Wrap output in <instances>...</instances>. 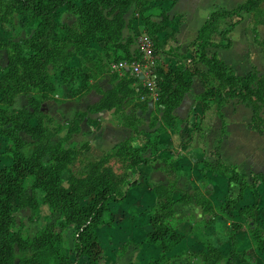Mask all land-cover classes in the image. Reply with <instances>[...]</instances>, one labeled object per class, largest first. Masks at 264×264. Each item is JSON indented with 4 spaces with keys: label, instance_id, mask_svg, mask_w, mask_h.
<instances>
[{
    "label": "trees",
    "instance_id": "1",
    "mask_svg": "<svg viewBox=\"0 0 264 264\" xmlns=\"http://www.w3.org/2000/svg\"><path fill=\"white\" fill-rule=\"evenodd\" d=\"M152 1L157 0H0V8L6 9V13L26 15L30 21L37 22L35 33L28 39L26 48L17 44L12 47L10 43L0 44V51L5 50L8 56L7 62L0 64V143L6 140L4 155L9 160L3 164L0 158V264H80L83 256H87V264H104L105 248L101 244L100 230L106 224L113 225L106 214L111 211L114 216L112 220L117 223L125 218L123 209L117 207L115 212L111 210L112 203L117 202L119 206L123 204L131 189L139 183L138 179L115 173L106 163L112 158L128 160L132 171L136 173L141 166L149 164L161 153L158 136L152 135L139 147L133 146L131 139L126 140L94 163L89 175L70 173L65 181L64 172L78 159L82 149H88V141L79 147L77 144L72 145L73 142L70 145L68 143L82 131V122L89 113L80 110L71 123H65L58 113L53 112L50 122L57 126L51 130L34 122L30 109L42 108L43 103L50 99L59 102L55 98L58 84H69L73 77L79 79L78 91L82 95L91 79H99L111 72V63L132 62L139 55L132 47L138 36H124L127 26L125 15L133 5L134 14H140L146 25L156 26L147 29L156 46L162 27H158L152 16H149ZM263 2L248 0L235 11H225L224 14H239L246 10L258 17L264 13L261 8ZM62 9H68L76 15L72 24H60L56 20L57 13ZM169 9L163 10L165 18ZM219 15L222 14L213 13L201 31V58L207 55V48L212 45L210 37L217 31L216 20ZM70 47L73 51L65 53ZM25 49L27 53H24ZM81 51H86L87 62L82 66L71 64L69 59ZM211 58L216 72L226 69L216 56ZM157 72L158 105L163 109L165 118H172L196 76L204 80L206 87L199 97L204 112L216 98L221 100L220 89L209 85L207 75L194 64H182L165 70L158 63ZM132 82V79H122L114 88L102 91L103 97L93 107V111L115 109L118 116L123 115L126 127L139 131L137 117L125 114L124 109V104L130 103L136 93L131 89ZM93 86L98 88V82L90 88ZM20 101L23 102L22 106H18ZM66 127L65 136L53 143L52 136L62 133ZM36 129L48 133L45 143L35 142L37 137H34L33 131ZM30 179L32 188L43 192L42 202L34 193L26 191ZM229 179L231 182L239 180L243 188L248 185L237 172L231 171ZM175 185L171 181L168 187L155 189L157 205L143 227L144 239L134 245L137 249L144 244L154 245L161 248V255L136 264H172L171 253L185 237L175 223V206L184 200L174 197ZM241 197L240 193L236 198H228L224 203V211H233ZM42 203L48 205L52 219L31 237L30 225L23 221L18 224L15 213L19 208H29V222L32 223ZM248 207L256 208L251 205ZM69 228L73 231L70 242L65 245L64 233ZM239 229L238 223L231 225L227 256L209 244L205 256L215 254L216 262L224 259L226 264H235V256L239 254L237 249L241 245ZM131 245L127 243L121 249L126 250ZM257 245L263 251L264 239L257 241Z\"/></svg>",
    "mask_w": 264,
    "mask_h": 264
},
{
    "label": "crops",
    "instance_id": "2",
    "mask_svg": "<svg viewBox=\"0 0 264 264\" xmlns=\"http://www.w3.org/2000/svg\"><path fill=\"white\" fill-rule=\"evenodd\" d=\"M247 1L157 0L149 5V16L162 27L156 42L160 66L169 70L182 64H194L207 75L209 85L220 89L221 100L216 98L207 111L204 112L199 98L206 91L200 76L194 78L191 89L169 119L164 117L158 100L150 95L142 98L144 92H139L142 83L130 69L109 72L106 81L99 80L92 97L82 104L66 103L60 111L58 103L54 102V112L71 123L80 110L93 112V107L103 97L102 91L111 88L112 76L118 82L134 79L130 86L139 95L135 93L131 97L132 104H128L130 107L127 105L124 109L125 114L132 116L130 108L137 107L139 116L146 118L145 125L140 121L138 139L134 138L132 127L113 123L123 122V115L118 116L113 109L99 113L98 117L87 115L82 122V137L77 142L86 139L91 152L102 158L126 140L131 139V144L139 147L152 135L158 136L161 153L136 173H130V179H138L139 183L131 189L123 205V211L129 210V215H125L126 223L106 224L100 230L101 244L107 251L104 264H136L160 257L161 248L144 244L137 249L134 245L145 237L142 225L157 205L155 189L168 187L171 181L176 183L174 197L184 198L175 206V223L185 236L171 253L172 264H197L199 259L200 264H225L224 259L216 262L215 254L205 255L209 251L208 244L223 256L228 255L233 223L240 225L241 241L235 264H264V250L257 245V241L264 239V13L258 17L246 10L224 14L235 11ZM156 6L160 12L152 15L151 8ZM166 8L170 9L165 18L163 10ZM261 8L264 10V2ZM134 9L133 6L125 15V37L140 36L147 33L148 28H156L146 25L140 14H134ZM215 12L222 15L217 17V31L210 37L212 45L201 58L199 37ZM212 56L226 69L216 72ZM90 119L94 122L90 123ZM103 122H107L106 125H102ZM231 171L239 173L248 185L243 188L239 180L231 182ZM240 193L242 197L235 209L225 212V201ZM250 205L256 208H249ZM106 237L113 240L106 242ZM127 243L132 245L122 250ZM87 261L84 259L80 264Z\"/></svg>",
    "mask_w": 264,
    "mask_h": 264
},
{
    "label": "rangeland",
    "instance_id": "3",
    "mask_svg": "<svg viewBox=\"0 0 264 264\" xmlns=\"http://www.w3.org/2000/svg\"><path fill=\"white\" fill-rule=\"evenodd\" d=\"M153 2V1H152ZM135 6V5H133ZM1 9V8H0ZM109 10V8L106 10V12ZM132 10V8L130 9ZM7 10L6 9H1L0 10V44H5V43H10L11 47L13 45H22V47L26 48L27 47V41L28 39H30L33 34L35 33V30L37 28V22L36 21H30V19H28V17L26 15H20L17 13H6ZM153 14L160 12V8L159 6H156L154 8H151L150 11ZM6 13V14H4ZM76 15H74V13L68 9H62L60 10L57 15H56V20L60 23H68V24H72L75 20H76ZM125 31V30H124ZM126 35V34H125ZM97 39V38H96ZM16 47V46H15ZM12 51V48H11ZM27 49L24 50V53L26 52ZM73 50L70 48L65 50L66 52H72ZM63 53V54H65ZM86 51H81V52H76L70 59L69 62L73 65H78V66H82L85 64L86 61ZM62 54V55H63ZM7 52L5 50H1L0 51V64H5L7 62ZM64 58V57H63ZM62 62V61H61ZM112 64V63H111ZM109 74V73H107ZM107 74L102 75L99 79L94 78L91 79L89 81V87H87L84 91H82V95L79 93L78 91V87L80 84L79 79H75L76 77L72 78L71 83L69 84H58V91H57V95H56V99H58L59 102L55 101L54 99H50L48 101H45L42 105V108H31L30 110L33 113V118L32 120L36 123H41L43 127H47L49 129H56V123L54 122H50L51 116L53 115L54 112V108H55V103H58V105H56L60 111H62L61 109L63 108V106L67 103L69 105H73L74 103H79L82 104L84 103L86 100L88 101L91 97H92V93L94 92V89H96L95 86H93L92 88H90V86L95 85L96 82H99V80L104 83L105 80V76H107ZM110 75V74H109ZM111 88H114L116 86V84L118 83V81L112 76L111 77ZM97 79V80H96ZM134 81V79H133ZM106 84V83H105ZM25 102V101H24ZM124 104V107H126L128 104H132L131 102ZM23 102L20 101L18 106H22ZM130 105H128L127 107L129 108ZM127 108V109H128ZM139 108L135 107L134 108H130V111L132 112L133 117L137 116V119L139 121V125L138 128L140 127V121L142 122L141 125H145V117H141L139 116ZM93 111V110H92ZM110 110H104V111H93L90 112L88 115L91 117L93 115L97 116L99 115V113H103V112H109ZM112 111V110H111ZM145 113V112H144ZM63 114V113H62ZM64 115V114H63ZM140 119H139V118ZM120 118H118L119 120ZM63 120V119H62ZM90 123H93L94 120L90 119ZM143 120V121H142ZM153 120V119H152ZM63 122L66 123V120L64 119ZM107 123V122H106ZM105 122L102 123V125H106ZM114 124H123V122L120 123L117 121H113ZM67 132V127L63 129L62 133L60 132L59 134H55L54 136H52L51 141L53 143H57L58 141L61 140L62 137L65 136ZM135 136L134 138L138 139L139 137V131L134 130ZM33 135L34 137H37L35 139V142L37 143H45L47 141V132H40L39 129H36L33 131ZM84 135V134H83ZM29 137V136H27ZM80 137H82V132L76 134L72 139H74L72 142L71 140L69 141L68 145H70L72 143V145H76L79 147L83 142H87V140H83V141H79L77 142V140L80 139ZM82 139V138H81ZM88 143L90 144V142L88 141ZM6 146V140L4 139L1 143H0V158L3 164H7L9 162V160L7 159V157H5L4 155V151H5V147ZM95 152H91V148L88 147V149H82L81 151V155L78 157L77 160H75L73 163H71L70 168L68 171H65L63 176L64 179L66 181V179L69 177L70 173H75L77 175H89L90 174V170L93 167L92 165L94 163H96L97 161H99L101 158V156H97L95 155ZM108 166L110 168H112V170L119 174L122 175L124 177H127L130 179V173L133 172L132 168L129 164L128 160H123V159H119V158H112L110 160ZM92 166V167H91ZM26 191L29 194L34 193L39 200L42 202L43 200V192L39 189H33L32 188V180H28L27 185H26ZM119 203L117 202H113L112 203V207L111 210L115 212V209H117V207H121L123 210L124 208V203L121 204V206L117 205ZM125 213H127L129 215V210L127 208V210L125 211ZM16 219L18 221V224H20V221H23L27 224L30 225V231L29 234L32 236L34 235V233L41 229L45 223L49 220L52 219V215H51V211L48 207V205L42 203L39 207V212L38 214L34 217V221H32V223L29 222V217L31 216V210L29 208H19L16 213H15ZM106 217H110L111 220V224H115V226L117 225H124L126 223V219L127 218H122L121 220L118 221V223L113 219V213L110 211L106 214ZM120 222V223H119ZM145 224L142 225V230L144 231L143 227ZM73 228V227H72ZM70 230H66L65 234H64V244H68L70 242V234L73 231V229ZM145 232V231H144ZM107 240H105L106 242L112 241L113 238L110 237H106ZM102 240V239H101ZM103 241V240H102ZM106 249H105V254H106ZM201 256V255H200ZM84 259H88L87 256H83L80 260L83 261ZM17 264V263H16ZM200 264V259L198 260V263ZM226 264V263H225Z\"/></svg>",
    "mask_w": 264,
    "mask_h": 264
},
{
    "label": "built area",
    "instance_id": "4",
    "mask_svg": "<svg viewBox=\"0 0 264 264\" xmlns=\"http://www.w3.org/2000/svg\"><path fill=\"white\" fill-rule=\"evenodd\" d=\"M134 50L139 55L132 61H120L111 64V72L118 73L130 69L132 75L142 83V90L146 91L142 98L147 95L152 96L155 100L159 99V75L157 72L158 58L156 46L152 37L144 32L135 39Z\"/></svg>",
    "mask_w": 264,
    "mask_h": 264
}]
</instances>
